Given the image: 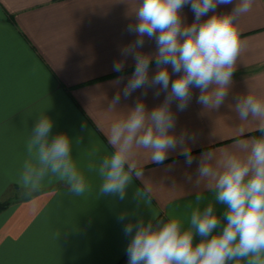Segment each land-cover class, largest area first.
Listing matches in <instances>:
<instances>
[{"label":"crops","instance_id":"1","mask_svg":"<svg viewBox=\"0 0 264 264\" xmlns=\"http://www.w3.org/2000/svg\"><path fill=\"white\" fill-rule=\"evenodd\" d=\"M135 7L136 0H0V203H7L0 212V264H127L130 237L123 229L129 221L118 220L122 212L134 213L133 223L138 217L147 222L153 213L167 219L173 210L182 216L198 190L211 198L194 185L200 154L212 148L218 154L236 151L237 141L259 135L254 123L238 120L231 105L249 87L264 97V0H254L240 18L242 50L225 104L205 111L196 102L199 90L193 89L186 110L171 105L175 132L196 134L195 143L188 142L192 165L179 148L159 164L146 162L148 154L142 153L143 177L134 179L125 200L98 196L100 179L89 166H98L112 151L110 124L138 98L151 110L165 95L156 97L149 89L144 96L138 89L127 99L121 96L117 111L107 110L134 69L131 57L123 73L112 66L121 58L120 47L135 39L126 31ZM232 7L221 5L217 11ZM183 14L187 23L193 21L190 7ZM142 50L154 52L155 41L146 38ZM155 70L153 63L150 74ZM121 75L125 79L117 86L113 81ZM42 113L53 121V135L65 133L73 140L74 163L89 184L82 196L69 193L55 177L33 196L22 194L18 179L28 158L25 144ZM241 126L247 129L243 136L237 131ZM136 188L150 189V203L134 199ZM216 210L222 213L224 206L217 204Z\"/></svg>","mask_w":264,"mask_h":264},{"label":"clouds","instance_id":"2","mask_svg":"<svg viewBox=\"0 0 264 264\" xmlns=\"http://www.w3.org/2000/svg\"><path fill=\"white\" fill-rule=\"evenodd\" d=\"M254 0H136L132 20L126 31L135 39L120 47V57L113 62V71L123 73L129 57L134 61L132 74L123 88L118 87L107 110L117 111L121 96L155 89L163 92V101L149 110L143 100L120 111L107 130L112 151L94 163L100 184L98 196L126 199L134 179L143 177L138 157L147 153V161L163 163L169 152L179 148L187 165L195 160L191 146L196 134L187 130L175 132L176 116L171 105L184 111L199 90L196 102L205 111L219 110L228 99L233 75L242 50L240 18L249 13ZM221 5H233L230 11L219 12ZM194 14L186 22L183 9ZM211 13V15H209ZM154 40L156 50L144 52L145 39ZM156 70L150 74V66ZM171 69V70H169ZM173 76L175 77L173 79ZM125 77L113 83L119 86ZM231 105L240 122H252L258 136L237 141V150L218 154L214 148L200 154L194 185L203 186L211 198L198 190L193 201L178 216L173 210L167 219L153 213L147 222L127 211L118 220L130 237L126 248L127 264H264V97L252 88L234 97ZM53 121L45 113L36 118L25 147L27 159L19 172L18 184L26 197L39 192L46 180L55 177L69 193L82 196L89 190L85 175L73 160V140L65 133L52 134ZM238 134L247 129L238 127ZM191 181V177L188 178ZM134 199L150 203V189L136 188ZM223 205L218 213L216 205ZM199 242L194 243V238Z\"/></svg>","mask_w":264,"mask_h":264},{"label":"trees","instance_id":"3","mask_svg":"<svg viewBox=\"0 0 264 264\" xmlns=\"http://www.w3.org/2000/svg\"><path fill=\"white\" fill-rule=\"evenodd\" d=\"M7 206V203H0V212L3 211Z\"/></svg>","mask_w":264,"mask_h":264}]
</instances>
